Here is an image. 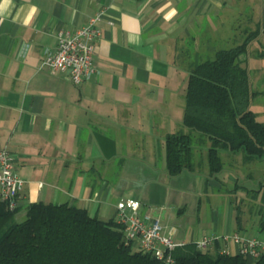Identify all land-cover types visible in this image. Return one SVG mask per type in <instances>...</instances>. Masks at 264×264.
<instances>
[{"label":"crops","instance_id":"0c3cea01","mask_svg":"<svg viewBox=\"0 0 264 264\" xmlns=\"http://www.w3.org/2000/svg\"><path fill=\"white\" fill-rule=\"evenodd\" d=\"M225 8L226 0H0V148L12 154L24 180L16 215L42 202L115 220L116 203L132 198L142 214L165 220L164 201L157 202L161 212L147 207L149 191L170 190L172 197L204 185L208 172L197 168L167 174L165 140L186 131L189 66L219 38L208 17L216 12L220 18ZM97 14L94 75L73 84L66 73L41 65L59 30L80 28ZM186 172L181 183L168 184ZM228 180L239 189L235 177ZM182 197L177 205L185 207ZM227 211L209 235L200 226L163 232L185 245L232 234L264 241L259 218L249 233L245 224L253 215L240 216L238 226L237 214L231 221ZM218 242L237 254L236 243Z\"/></svg>","mask_w":264,"mask_h":264},{"label":"trees","instance_id":"16d2710c","mask_svg":"<svg viewBox=\"0 0 264 264\" xmlns=\"http://www.w3.org/2000/svg\"><path fill=\"white\" fill-rule=\"evenodd\" d=\"M259 33V29L250 32L241 44L218 50L213 59L189 66L182 118L186 131L170 134L165 140L169 176L195 171L197 148L207 150L209 170L204 185L223 170L220 150L242 151L246 161L264 159V123L249 109L254 94L240 59ZM261 191L258 228L264 230V184L253 192ZM18 210L11 211L0 202V264H163L126 245L120 223L91 217L84 208L31 203L24 218L16 222ZM236 221L239 226V214ZM221 250L218 241L206 250L187 244L176 248L172 256L175 264H264V253L251 261L242 254L228 255Z\"/></svg>","mask_w":264,"mask_h":264},{"label":"rangeland","instance_id":"374dc122","mask_svg":"<svg viewBox=\"0 0 264 264\" xmlns=\"http://www.w3.org/2000/svg\"><path fill=\"white\" fill-rule=\"evenodd\" d=\"M208 18V21L215 25L216 32L220 36L214 40L206 56L196 59L195 62L213 59L218 50L235 47L241 44L250 32L260 30L259 36L251 40L246 53L241 56V64L247 68L250 92L254 94L249 109L256 114L258 121L264 123V0H226L225 11L221 13L220 18L216 12L210 14ZM182 128L186 129L183 126ZM219 155L224 167L218 176L216 175L218 178L214 184L189 187L185 194L178 191L177 195L172 197L170 190H167L166 195H164L166 190L164 194L160 190L149 191V202L145 201V203L147 207L151 206V211L161 212L162 209L157 202L164 201L168 208L165 220H160L162 232L171 229V226L177 228L200 226L203 234L209 235L211 231L215 232L212 229L215 219L220 217L222 221L226 210H228V220L231 221L236 214L241 218L242 215L245 218L253 215L245 224L247 231L253 232L252 227L256 219L261 218L260 207L263 208L262 191L258 193L253 191L258 189L259 182L264 184V159L253 158L246 161L242 151L232 153L220 150ZM194 163L200 172H208L206 149H196ZM186 175L189 174L186 172L179 178L170 180V183H164L170 185L175 182L181 183ZM143 176L134 175V178H143ZM225 176H227L226 180H224ZM229 176L237 179L239 189L235 190V183L228 180ZM181 197L187 198L185 207L181 204L177 205ZM23 211L24 209L21 212ZM23 216L22 213L17 214L15 221H21Z\"/></svg>","mask_w":264,"mask_h":264},{"label":"built area","instance_id":"2783aa9c","mask_svg":"<svg viewBox=\"0 0 264 264\" xmlns=\"http://www.w3.org/2000/svg\"><path fill=\"white\" fill-rule=\"evenodd\" d=\"M100 14L76 29H61L54 49L47 50L41 65L67 74L73 84H79L96 73L93 64L96 41L101 31L97 27ZM24 180L15 173V159L6 148H0V202L9 210L19 207ZM115 221L123 226L125 244L135 251L150 254L163 264H175L172 253L186 243L177 242L171 233L162 232L158 217L140 212V202L127 198L116 203ZM223 240L238 245L237 254L254 261L264 253V241L239 234L205 236L194 244L200 250L211 249L215 241ZM223 254L234 255L225 249Z\"/></svg>","mask_w":264,"mask_h":264},{"label":"water","instance_id":"95a60500","mask_svg":"<svg viewBox=\"0 0 264 264\" xmlns=\"http://www.w3.org/2000/svg\"><path fill=\"white\" fill-rule=\"evenodd\" d=\"M154 217H158V215H157V214H155V215H154Z\"/></svg>","mask_w":264,"mask_h":264}]
</instances>
